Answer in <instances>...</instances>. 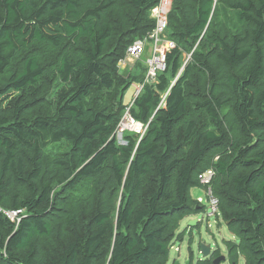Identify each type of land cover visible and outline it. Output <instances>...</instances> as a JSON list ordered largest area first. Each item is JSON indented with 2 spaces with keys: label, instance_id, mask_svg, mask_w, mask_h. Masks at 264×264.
Listing matches in <instances>:
<instances>
[{
  "label": "trees",
  "instance_id": "16d2710c",
  "mask_svg": "<svg viewBox=\"0 0 264 264\" xmlns=\"http://www.w3.org/2000/svg\"><path fill=\"white\" fill-rule=\"evenodd\" d=\"M160 1L0 0V208L23 211L0 213V264H168L194 189L237 240L221 264H264V0H173L177 47L130 110L147 130L120 143L148 69L118 62Z\"/></svg>",
  "mask_w": 264,
  "mask_h": 264
},
{
  "label": "built area",
  "instance_id": "2783aa9c",
  "mask_svg": "<svg viewBox=\"0 0 264 264\" xmlns=\"http://www.w3.org/2000/svg\"><path fill=\"white\" fill-rule=\"evenodd\" d=\"M173 0H161L160 3L153 9L152 18L156 22L155 29L149 33L144 39L135 41L126 51V56L121 59L118 64L120 69H125L128 66L135 64L144 59L147 66V75L145 81L137 85L134 95L130 102L126 105V112L117 128L116 135L122 136L127 132H134L143 135L147 126L139 123L131 115L130 110L133 107L135 100L142 94L146 85L157 83V77L160 73L167 69L168 53L176 49L177 45L172 40H169L167 35L168 16L172 7ZM149 55V56H147ZM146 57V58H145ZM165 97L160 106H164ZM145 131V132H144ZM214 173L208 171L199 177L201 185L209 186L213 180ZM208 206L210 208L209 215L213 216L217 211V201L212 195L211 189L207 191ZM198 201L203 204L202 198ZM210 203V204H209ZM0 213L4 214L9 220L19 225L23 211H7L0 208Z\"/></svg>",
  "mask_w": 264,
  "mask_h": 264
},
{
  "label": "rangeland",
  "instance_id": "374dc122",
  "mask_svg": "<svg viewBox=\"0 0 264 264\" xmlns=\"http://www.w3.org/2000/svg\"><path fill=\"white\" fill-rule=\"evenodd\" d=\"M183 58H184L183 60L184 63L180 70V74L183 72V69L185 68L186 64L190 61L191 54H185ZM141 61L145 62L144 59ZM126 71H131V70H122L120 72L128 73ZM136 86L137 84L132 85V87L126 93L125 100H124L125 104H128L130 100L132 99ZM191 195L195 199L199 197L202 198L204 202L203 203L205 206L204 213H200L195 217L193 216L190 217V220L195 219L198 222H200V227L190 228V230H192L193 232L192 233V237H193L192 244L189 241V235L185 236L181 242L176 241L173 244V247L170 252V260L168 264H175L176 261H178L180 264H186L188 260H191L190 252L192 250L194 252L192 253L193 254V264H197L200 260H204L200 254V249H199V245L203 243L204 244L210 243L214 251L217 249L219 250L221 255H224L227 257L228 251L226 249V246L224 245V242L225 241H234V242L237 241L236 238L230 234L224 222H222L221 220H219L220 222H216V219L214 217L212 216L208 217L210 208L208 206L206 192L201 189H194L192 190ZM189 222L190 221L188 217L183 221L180 231L186 229L189 225ZM239 264H245V263L241 259Z\"/></svg>",
  "mask_w": 264,
  "mask_h": 264
},
{
  "label": "water",
  "instance_id": "95a60500",
  "mask_svg": "<svg viewBox=\"0 0 264 264\" xmlns=\"http://www.w3.org/2000/svg\"><path fill=\"white\" fill-rule=\"evenodd\" d=\"M198 221L193 219L189 222V225L188 227H196ZM199 249H200V254L202 256L203 259H206V258H211V256L213 255L214 253V250H213V247L210 243L208 244H200L199 245ZM227 260V257L224 256V255H221L219 256L218 258H216L214 260V264H221L222 262H225ZM175 264H180L178 261L175 262ZM186 264H191V261L188 260L186 262Z\"/></svg>",
  "mask_w": 264,
  "mask_h": 264
},
{
  "label": "clouds",
  "instance_id": "9594fccd",
  "mask_svg": "<svg viewBox=\"0 0 264 264\" xmlns=\"http://www.w3.org/2000/svg\"><path fill=\"white\" fill-rule=\"evenodd\" d=\"M122 70V69H121ZM138 85V84H137ZM137 87V86H136ZM136 89V88H135ZM127 105V104H126ZM117 136V135H116ZM123 136H124V134L122 135V136H117V138H118V140L120 141V143H124V140H123ZM200 198V197H199ZM207 202H208V199H207ZM193 220V219H192ZM189 221H191V220H189ZM199 223V222H198ZM197 223V224H198ZM215 253V252H214ZM214 253H213V255H214ZM212 255V256H213Z\"/></svg>",
  "mask_w": 264,
  "mask_h": 264
},
{
  "label": "crops",
  "instance_id": "0c3cea01",
  "mask_svg": "<svg viewBox=\"0 0 264 264\" xmlns=\"http://www.w3.org/2000/svg\"><path fill=\"white\" fill-rule=\"evenodd\" d=\"M122 70H126V68L125 69H122Z\"/></svg>",
  "mask_w": 264,
  "mask_h": 264
}]
</instances>
